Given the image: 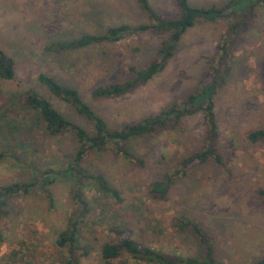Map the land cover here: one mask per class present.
<instances>
[{"label": "rangeland", "instance_id": "obj_1", "mask_svg": "<svg viewBox=\"0 0 264 264\" xmlns=\"http://www.w3.org/2000/svg\"><path fill=\"white\" fill-rule=\"evenodd\" d=\"M187 1L195 7H220L227 0ZM147 3L160 18L178 17L173 0ZM233 21L196 22L148 82L117 98L93 100L94 87L122 83L129 78L128 68L141 70L155 59L167 33L147 30L114 43L47 51L50 44L147 20L135 0H0V49L14 61L13 80H0V149H12L3 151L8 159L0 161V185L27 183L45 169L63 167L75 148L70 135L24 131L28 122L17 116L22 114L16 108L23 90L37 92L68 121L91 131L87 121L38 84V74L74 88L109 129H117L176 105L196 91L216 65L218 48L231 39L227 27ZM227 48L228 70L217 78L212 98L216 136L211 144L221 165L209 159L183 174H173L181 159L207 144L200 113L129 141L123 146L129 156L114 149L88 155L83 168L102 175L119 192L120 201L89 188L87 212H82L71 199L69 183L60 180L48 188L50 205L37 190L11 199L8 215L0 219V264H52L66 258V250L58 248L55 240L68 218L80 221L74 264H103L99 247L112 238L110 225L128 229L132 239L145 247L197 257L198 241L187 229H179V219L198 225L209 239L215 260L222 264H254L264 259V202L258 196L264 189V140L251 143L246 138L248 132L264 129V6L247 19L246 28ZM164 175L170 176L165 200L151 199L148 187ZM110 264L142 263L121 256Z\"/></svg>", "mask_w": 264, "mask_h": 264}, {"label": "trees", "instance_id": "obj_2", "mask_svg": "<svg viewBox=\"0 0 264 264\" xmlns=\"http://www.w3.org/2000/svg\"><path fill=\"white\" fill-rule=\"evenodd\" d=\"M57 1V0H56ZM178 9V17L174 19L160 18L151 10L147 0H135L138 9L145 16L147 23L136 26L120 24L108 27L98 35L84 34L76 39L66 42H57L46 47L47 51L61 52L66 50H78L97 43H114L127 36H132L147 30H155L167 33L157 49L156 58L150 61L143 69L135 71L128 68L129 78L122 83H109L94 87L90 91L93 100L113 99L127 94L134 87L148 82L154 75L160 72L166 62L171 58L175 45L181 36L198 21L214 23L227 19H234L228 25L227 34L231 36L229 42L222 44L218 51L216 65L211 68L204 78L199 81L196 91L187 94L178 104L147 116L132 124L123 125L117 129H109L105 122L96 115L79 97L77 91L55 81L51 76L40 73L36 80L51 97L67 104L73 112L90 124L91 131L68 121L61 113L55 110L45 97L34 92L30 88L22 91L16 98V108L21 111L18 117L27 121L24 131L40 130L50 137H58L63 134L70 135L75 142L74 152L63 167L48 168L41 171L36 177L27 183L11 182L0 185V219L6 217L11 199L28 195L31 191H39L50 205L52 194L49 187L58 180L69 183L71 199L81 206L82 212H87L85 194L94 190L97 195L104 198L120 201L119 192L113 188L100 174L87 172L82 163L84 159L93 153H101L107 149H114L116 154L129 156L123 146L129 141L145 135L151 136L157 130L165 127L169 122L181 117L200 113L202 122L207 131V144L179 161V172L189 169L193 164H203L211 159L217 165H221L220 156L211 144L216 136V125L213 112V95L217 86V78L228 70L227 58L229 56L227 45H231L239 33L246 28L247 19L255 16V11L264 6V0H227L222 6L211 5L208 7L191 6L187 0H173ZM261 71L264 81V60L261 63ZM14 78V61L0 49V80L11 81ZM23 111V113H22ZM249 142L255 143L264 140V129H258L246 134ZM12 149H0V161L5 158V152ZM5 151V152H3ZM11 157H9L10 159ZM139 165L140 162H137ZM170 176L164 175L160 180L153 182L148 187V196L158 201L165 200L169 189ZM91 188V189H89ZM258 196L264 202V189L258 191ZM179 229H187L198 241L199 255L197 257H181L165 254L160 250H154L139 244L132 239L128 229L121 226L110 225L108 232L112 238L103 242L99 247V259L103 264H110L113 260L126 256L128 259L142 264H222L215 260L208 237L201 231L196 223L187 220H177ZM79 220L68 218L66 227L57 234L55 244L58 248L65 249L67 257L58 263L74 264L75 250L78 248L77 236L79 233ZM114 238V239H113ZM83 255L87 252L83 251ZM254 264H264V259Z\"/></svg>", "mask_w": 264, "mask_h": 264}]
</instances>
